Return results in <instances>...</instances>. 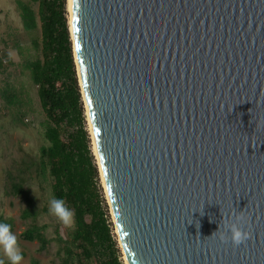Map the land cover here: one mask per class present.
Returning <instances> with one entry per match:
<instances>
[{
	"label": "water",
	"instance_id": "water-1",
	"mask_svg": "<svg viewBox=\"0 0 264 264\" xmlns=\"http://www.w3.org/2000/svg\"><path fill=\"white\" fill-rule=\"evenodd\" d=\"M70 16L128 263L264 264V0H71ZM237 216L251 238L221 243Z\"/></svg>",
	"mask_w": 264,
	"mask_h": 264
},
{
	"label": "trees",
	"instance_id": "trees-1",
	"mask_svg": "<svg viewBox=\"0 0 264 264\" xmlns=\"http://www.w3.org/2000/svg\"><path fill=\"white\" fill-rule=\"evenodd\" d=\"M30 1L37 5V10L20 0L16 5L23 30L35 34L30 42L37 56L26 60L24 67L36 87L46 122L43 135L47 145L40 148L39 160L27 166L25 172L32 179L48 180L52 199H63L73 213L72 227L65 228V239L60 236L59 228H55L54 239L59 247L58 262L53 264H123L102 207L98 171L84 126L66 0ZM1 67L0 59V70ZM3 97L9 105L16 100V95L7 90ZM9 175V194L25 203L20 217L30 221L19 239L37 242L38 252H43L54 241L46 237L47 226L38 224L39 216L47 210L34 205L27 187L30 177L21 176L22 172L15 178ZM0 223L10 225L13 232L12 220L0 216ZM20 254L23 259L25 254ZM0 264L11 262L0 259ZM31 264L40 263L33 259Z\"/></svg>",
	"mask_w": 264,
	"mask_h": 264
},
{
	"label": "rangeland",
	"instance_id": "rangeland-1",
	"mask_svg": "<svg viewBox=\"0 0 264 264\" xmlns=\"http://www.w3.org/2000/svg\"><path fill=\"white\" fill-rule=\"evenodd\" d=\"M20 1L37 10V5L30 0ZM16 2L17 0H0V59L2 60L0 70V216L12 220V234L16 237L17 250L19 253L25 254V257L18 264H31L33 259L40 264H53L58 262L56 252L59 247L54 239L56 238L55 228L56 226L59 228L60 236L65 239L67 233L65 228H71L72 224L70 226L65 225L58 217L49 212V202L52 197L48 180L43 181L42 178L37 177L32 179L25 172L27 166L33 161L39 160L40 148L47 145L43 135L46 122L38 103L36 87L32 84L29 72L24 67L26 60H33L37 56L30 42L35 34H29L23 30ZM6 90L10 94L16 95V100L12 105L7 104L3 97ZM82 104L84 126L98 171V183L103 200L102 207L106 211L111 234L119 250V260L125 264L100 178L83 99ZM19 172H22L23 175L21 176L25 178L30 177L27 187L30 190L34 205L39 210L44 208L47 210L39 216L38 224L47 226L46 237L54 241L43 252H38L39 245L37 242L19 239V235L28 228L30 221L21 219V212L26 205L19 197L9 194V182L7 181L8 174L15 178ZM0 259L10 261L3 245H0Z\"/></svg>",
	"mask_w": 264,
	"mask_h": 264
},
{
	"label": "clouds",
	"instance_id": "clouds-1",
	"mask_svg": "<svg viewBox=\"0 0 264 264\" xmlns=\"http://www.w3.org/2000/svg\"><path fill=\"white\" fill-rule=\"evenodd\" d=\"M49 203V212L58 217L65 225L70 226L73 220V213L66 207L64 200L53 198ZM250 227V223L247 227L245 226L243 216L235 217L231 223L225 220L222 230L219 231L218 239L221 243L231 241L233 246H239L251 238ZM0 245H3L11 264H18L22 256L17 250L16 237L11 233L10 225L8 224L0 223Z\"/></svg>",
	"mask_w": 264,
	"mask_h": 264
},
{
	"label": "bare ground",
	"instance_id": "bare-ground-1",
	"mask_svg": "<svg viewBox=\"0 0 264 264\" xmlns=\"http://www.w3.org/2000/svg\"><path fill=\"white\" fill-rule=\"evenodd\" d=\"M67 11H68V14H69V18H68L69 33H70V38L72 39V22H71V16H70V14H71V0H67ZM76 73H77V75L79 74L77 69H76ZM85 108H86V115H87V120H88V124H89V133H90V136H91V140H92V144H93V150H94V153H95V156H96V160H97V164H98V168H99L100 178H101L104 190H105V196H106L108 205L110 207L112 220L114 222L116 233H117L118 238H119V244H120V247H121V249L123 251L124 262H125V264H129L128 260H127V257H126V254L124 252L121 240H120L117 224H116L115 217H114V214H113V210H112V207H111V202L109 200L107 188H106V185H105V182H104V178H103V175H102L101 166H100V163H99V158H98V154H97L96 144H95L94 135H93L92 128H91V122H90L89 114H88V111H87V107L85 106Z\"/></svg>",
	"mask_w": 264,
	"mask_h": 264
}]
</instances>
